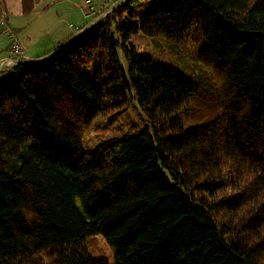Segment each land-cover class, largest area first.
<instances>
[{"label":"trees","instance_id":"trees-1","mask_svg":"<svg viewBox=\"0 0 264 264\" xmlns=\"http://www.w3.org/2000/svg\"><path fill=\"white\" fill-rule=\"evenodd\" d=\"M135 1L0 70V264H264V0ZM138 31L201 38L213 117L182 124L198 84L139 54ZM129 108L147 124L83 148L93 121Z\"/></svg>","mask_w":264,"mask_h":264},{"label":"rangeland","instance_id":"rangeland-1","mask_svg":"<svg viewBox=\"0 0 264 264\" xmlns=\"http://www.w3.org/2000/svg\"><path fill=\"white\" fill-rule=\"evenodd\" d=\"M174 1L138 0L131 5V9L136 14H141L171 5ZM82 2L83 0H38L29 13H23L20 0H0V17L8 20L27 57L36 60L56 48L65 37L75 34L71 24L79 25L83 29L89 25L91 18L84 16L79 7ZM97 18L98 14L93 19L97 21ZM200 40L201 38L194 34L182 41L174 42L161 36H148L140 31L133 33L130 38L139 54L148 55L154 61L172 66L181 75L198 84L199 90L192 99L188 117L179 113L185 126L210 119L218 112L212 108L214 75L196 55ZM120 60L124 67L126 63L122 56ZM89 72H92V68ZM145 124L147 117L144 113L132 108L111 118L97 119L91 123L83 136V148L92 149L102 138L135 133ZM229 179L230 176L226 174L223 177L224 183L226 184ZM92 244V255L112 259V249L98 237L93 239Z\"/></svg>","mask_w":264,"mask_h":264},{"label":"built area","instance_id":"built-area-1","mask_svg":"<svg viewBox=\"0 0 264 264\" xmlns=\"http://www.w3.org/2000/svg\"><path fill=\"white\" fill-rule=\"evenodd\" d=\"M124 1L125 0H83L79 7L84 16L91 18L90 24L95 21L93 18L96 14L103 18L110 14L116 7L120 6ZM71 27L75 33L82 32L85 29V27L83 29L76 24H71ZM0 40H7L8 44V55L0 58V70L7 69V72H11V67L14 64L26 60L27 57L21 42L3 17H0Z\"/></svg>","mask_w":264,"mask_h":264},{"label":"water","instance_id":"water-1","mask_svg":"<svg viewBox=\"0 0 264 264\" xmlns=\"http://www.w3.org/2000/svg\"><path fill=\"white\" fill-rule=\"evenodd\" d=\"M102 18V16H100L99 18H97L98 20L99 19H101ZM96 21V20H95ZM95 21H93L92 23H90L82 32H79V33H75V34H73L71 37H69L66 41H64L63 43H61L56 49H54L53 50V52L50 54V57H52L54 54H56L59 50H61V49H63L65 46H66V44H68L70 41H72V40H74V39H76V38H78L83 32H85L89 27H91V25L93 24V23H95ZM22 62H27V63H29V64H31V65H33V62L32 61H28L27 59L26 60H22ZM3 68H5V67H3ZM2 68V69H3Z\"/></svg>","mask_w":264,"mask_h":264},{"label":"crops","instance_id":"crops-1","mask_svg":"<svg viewBox=\"0 0 264 264\" xmlns=\"http://www.w3.org/2000/svg\"><path fill=\"white\" fill-rule=\"evenodd\" d=\"M8 21V20H7ZM73 34H71L69 37H71ZM69 37H65V39H63L62 41H60L59 43H58V46L61 44V43H63L64 41H66ZM18 38V37H17ZM57 46V47H58ZM56 47V48H57ZM56 48H53V49H51L50 50V52H52L54 49H56ZM6 54H8V44H6V40H0V56H3V55H6ZM26 54V53H25ZM26 57H27V54H26ZM29 57V56H28ZM27 57V58H28ZM29 58H31V57H29ZM29 58H28V60H29ZM32 60V59H31Z\"/></svg>","mask_w":264,"mask_h":264}]
</instances>
